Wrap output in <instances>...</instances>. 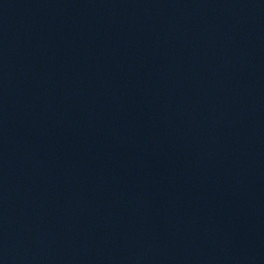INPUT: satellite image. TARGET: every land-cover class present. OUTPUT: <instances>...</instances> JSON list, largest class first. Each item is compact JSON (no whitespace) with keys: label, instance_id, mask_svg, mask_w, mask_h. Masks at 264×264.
I'll use <instances>...</instances> for the list:
<instances>
[{"label":"water","instance_id":"obj_1","mask_svg":"<svg viewBox=\"0 0 264 264\" xmlns=\"http://www.w3.org/2000/svg\"><path fill=\"white\" fill-rule=\"evenodd\" d=\"M0 264H264V0H0Z\"/></svg>","mask_w":264,"mask_h":264}]
</instances>
